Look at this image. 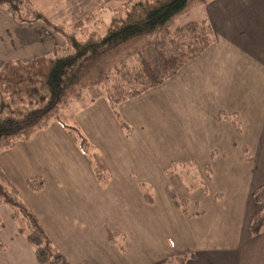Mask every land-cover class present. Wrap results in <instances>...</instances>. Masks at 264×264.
<instances>
[{"label": "crops", "instance_id": "0c3cea01", "mask_svg": "<svg viewBox=\"0 0 264 264\" xmlns=\"http://www.w3.org/2000/svg\"><path fill=\"white\" fill-rule=\"evenodd\" d=\"M203 9L216 40L200 56L121 102L120 116L105 97L77 112L93 160L58 121L0 149V166L70 264L182 255L185 264H264V232L249 226L264 184V0H210ZM190 170L202 181L191 193ZM39 176L42 190L29 188ZM168 189L188 205H175ZM5 224L0 264H40L10 216Z\"/></svg>", "mask_w": 264, "mask_h": 264}, {"label": "trees", "instance_id": "16d2710c", "mask_svg": "<svg viewBox=\"0 0 264 264\" xmlns=\"http://www.w3.org/2000/svg\"><path fill=\"white\" fill-rule=\"evenodd\" d=\"M190 3L191 0H125L102 33L93 30L86 34L84 29L78 36L76 32L55 28L64 39L46 53L0 61V149L26 142L58 121L91 160L90 141L78 125L64 123L60 118L62 108L90 93V101L104 96L120 116L119 102L162 85L188 61L200 56L216 36L207 17L177 23L176 18ZM0 7L17 23L41 21L45 27L54 28L33 0H0ZM222 117L227 116H219ZM95 173L102 175L100 166L95 165ZM27 184L39 191L44 179L30 178ZM168 193L178 207L188 205L187 199L178 197L173 189H168ZM144 195L153 201L150 190L146 189ZM253 198L259 208L249 226L253 235H259L264 232V184L254 190ZM3 208L18 223L19 230L26 232L40 264H70L0 166V246L5 248L1 235L6 226ZM110 238L113 241V231ZM185 260V255L175 256L164 264H185Z\"/></svg>", "mask_w": 264, "mask_h": 264}, {"label": "rangeland", "instance_id": "374dc122", "mask_svg": "<svg viewBox=\"0 0 264 264\" xmlns=\"http://www.w3.org/2000/svg\"><path fill=\"white\" fill-rule=\"evenodd\" d=\"M124 2L125 0H33V4L47 16L54 28L45 27L41 21H35L32 24L25 22H23V24L17 23L0 7V60L13 57L27 58L34 56L45 51V48L48 50L47 48H51L54 44L62 42L64 38L55 28L58 29L61 27L67 31L76 32L78 36H80L84 29H86V32H84L86 34L93 30L102 33L104 28L111 21L115 13L114 11L122 8ZM204 4L202 0H191L187 10L183 11V13L176 18L177 23L184 24V22L187 21H195L197 18H204L200 17L204 12ZM30 36L33 38H30ZM21 37L22 40L20 39ZM24 38H29V40L25 41L26 39ZM9 41L11 43H9ZM110 60H112V58H110L109 61ZM90 98H92V94L89 93L83 100H72L64 105L60 116L64 123L70 126H73V124L76 126L79 125L76 117L77 112L86 106V104L90 103ZM121 102L118 103V106ZM88 151H90V154H95V151H93L91 147L88 148ZM189 174L196 177L195 180H193L190 176L192 184H187V182L184 183L187 191L191 193L202 185V181H200L198 173L191 172L190 170L187 175ZM192 181L194 183L197 182L195 186H193L194 183ZM3 212L5 219L8 218V216L11 217L10 213L5 208H3ZM11 219L16 223L12 217ZM16 224L19 230V225L18 223ZM9 227L13 228L12 225ZM19 232L22 236L24 235L26 237L25 239L28 242L26 232H22L21 230H19ZM4 242L6 243V241ZM0 247L3 248L2 246Z\"/></svg>", "mask_w": 264, "mask_h": 264}]
</instances>
